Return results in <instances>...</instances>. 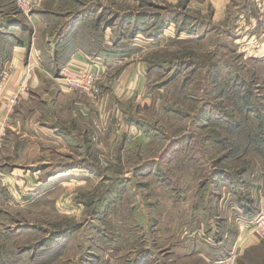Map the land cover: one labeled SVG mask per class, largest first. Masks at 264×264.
<instances>
[{
    "label": "rangeland",
    "instance_id": "rangeland-1",
    "mask_svg": "<svg viewBox=\"0 0 264 264\" xmlns=\"http://www.w3.org/2000/svg\"><path fill=\"white\" fill-rule=\"evenodd\" d=\"M12 1L0 11L31 26L45 0L29 14ZM93 10V24L141 35L144 84L119 99L98 73L93 121L74 105L59 133L41 128L47 114L54 125L56 86L18 105L0 145V250L11 257L0 264H139L169 255L178 235L264 264L251 225L264 220V0H93ZM59 89L65 103L87 97Z\"/></svg>",
    "mask_w": 264,
    "mask_h": 264
},
{
    "label": "crops",
    "instance_id": "crops-1",
    "mask_svg": "<svg viewBox=\"0 0 264 264\" xmlns=\"http://www.w3.org/2000/svg\"><path fill=\"white\" fill-rule=\"evenodd\" d=\"M0 7L9 9L10 4L4 2ZM95 12L97 10H93V0H45L43 7L30 17L31 26L29 23L25 26L18 23V16L15 13H6L1 10L0 39L4 40V45L1 43L2 47L0 46V72L7 67L12 77L6 90L0 93V100L6 101L19 83L25 80L27 91L23 94L20 103L23 101V106L29 107L35 101V92L43 89L45 83L56 86L58 89L55 91L53 104L56 105L57 113L51 121L54 125L48 128L51 124L49 123L50 116L47 114L42 121L41 128L53 129V132L59 133L60 127L56 125L62 120L63 113L65 115L72 106L81 104L82 107H88V120L91 122L93 121V109H95L93 98L89 96L84 99V102L65 103V97L58 95V93L62 94L59 89L62 86L52 76L57 75L69 64L96 70L104 78L105 91L108 93L112 89L111 92L119 99L124 96V93L139 95L145 80L144 63L139 58L136 60L134 56L135 53L139 55L140 51L145 48L141 45L143 41L141 35L134 34L132 37L129 33L119 35L113 22L106 24L98 21L93 24V13ZM127 17H129L128 14ZM9 27L11 29H8ZM3 28L5 31H2ZM19 30H22L21 33L25 35H19ZM34 47L42 55L45 71L35 70L26 77L24 66L28 63L30 51ZM51 94L52 92L47 93L49 97ZM49 97H45L44 100H51ZM18 113L19 111L16 114ZM13 116L8 120L5 140L7 132L9 136L13 135L10 125L17 115ZM74 118L77 117L74 115ZM76 121L80 123V119ZM4 139L0 140V145ZM195 240L194 236L184 239L182 235H178L174 241L175 244L171 243L174 246L171 247L169 255L161 254L157 258L151 255L145 256L141 258L139 264H151L152 260L153 264H216V261L228 255L225 251L209 255V251L205 252L203 249L206 245L199 242L203 240L199 236L198 242H194ZM4 254L0 250V262H10L8 258L11 259V257Z\"/></svg>",
    "mask_w": 264,
    "mask_h": 264
},
{
    "label": "built area",
    "instance_id": "built-area-1",
    "mask_svg": "<svg viewBox=\"0 0 264 264\" xmlns=\"http://www.w3.org/2000/svg\"><path fill=\"white\" fill-rule=\"evenodd\" d=\"M41 0H18V5L26 13H31L33 9L38 7ZM45 71L43 68V62L39 54L31 49L29 54L28 63L24 66L25 76L28 77L33 71ZM98 72L96 70L78 67L74 64H69L62 68L59 73L52 76L53 79L59 81L62 88L68 92L81 93L87 96H97L99 94L98 89ZM12 73L9 68H4L0 72V93L5 91L7 85L11 83ZM27 91L25 80L13 90V94L4 103L0 101V140L5 136V128L9 118L13 115L15 109L20 104V100L23 94ZM2 104L4 106H2ZM4 116V117H3ZM253 230L264 237V220L258 219L251 224ZM240 253L234 249L227 257L219 259L216 264H236Z\"/></svg>",
    "mask_w": 264,
    "mask_h": 264
}]
</instances>
